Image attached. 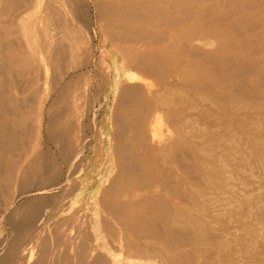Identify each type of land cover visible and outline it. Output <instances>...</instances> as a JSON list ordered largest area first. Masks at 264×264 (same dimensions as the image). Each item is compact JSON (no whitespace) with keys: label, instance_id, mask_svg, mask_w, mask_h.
Here are the masks:
<instances>
[{"label":"rangeland","instance_id":"374dc122","mask_svg":"<svg viewBox=\"0 0 264 264\" xmlns=\"http://www.w3.org/2000/svg\"><path fill=\"white\" fill-rule=\"evenodd\" d=\"M133 1L31 0L26 15L16 12L22 16L10 15L11 20L0 16L4 32L0 35V49L4 48L0 50L4 59L0 81L5 86L0 88H5L0 91V110L3 106L4 113H11L0 111L4 114L0 116L4 123V129L0 127V155L4 151L0 175L8 177L10 161L26 164L29 150L37 144L57 162L56 173H47V181L51 183L50 177L62 181L57 191L53 182L51 186L47 182L46 191L29 194L30 199L45 201L46 212L44 220L32 226L41 238L34 245L33 261L264 264V0H197L207 5L208 13L186 21L184 32H203L220 21L221 32H227L222 36L234 44H224L220 53L215 36L202 43L191 40L178 50V63L168 60L152 67L146 59L134 63L128 57L156 46L125 42L133 34L122 23L135 22L129 17L120 20L111 12L119 5L135 8ZM5 3L0 0V8ZM229 19L238 30H233ZM167 36L163 43L174 45ZM198 45L201 52L208 51L210 60L196 54L193 46ZM12 46L40 70L36 93L28 87L33 72L27 76L21 67L8 66L6 47ZM38 52L44 55L37 58ZM210 71L220 75L214 74L223 92L193 82L196 75ZM56 118L62 120L61 126L52 124ZM50 124L53 134L62 138L61 151L47 137ZM152 174L170 181V188L160 192L149 188V197H134L136 180L138 184L157 183ZM1 176L0 259L12 231L8 222L19 219L13 209L24 200L13 177L5 181ZM152 194L157 197L149 204ZM65 226L77 241L71 254L64 247H58L60 252L54 249L66 234L62 232Z\"/></svg>","mask_w":264,"mask_h":264},{"label":"bare ground","instance_id":"6f19581e","mask_svg":"<svg viewBox=\"0 0 264 264\" xmlns=\"http://www.w3.org/2000/svg\"><path fill=\"white\" fill-rule=\"evenodd\" d=\"M131 1V0H130ZM223 1V0H222ZM221 1V2H222ZM233 1H236V0H233ZM238 1V0H237ZM51 2V1H50ZM31 3V0H6V3L3 7L0 8V16H4L6 17L7 19H9L8 17L10 15L12 16H15L16 17H19V16H22L25 14L26 12V9L28 7V5ZM132 3H134L136 6L135 8L134 7H127V8H123L122 5H119L115 8H113L111 10L112 14L115 13L116 15H118L120 17V20H124V19H128L131 18L134 20V22H138L140 19H142L141 23H140V26L138 25H135V23H133L132 25L130 26H123V23H122V28L127 30V31H130L133 35H129L127 37H123L122 39L125 40V42H128V41H134V42H137V41H141V42H144V45L148 44V45H155L156 47L155 48H152V47H149L146 52H142L141 54H138L137 52L135 53L134 52V56L133 55H130L128 57V60L134 62V63H138V58H143V59H146L148 62V64L150 65V67H152L153 65H157L156 63H160V62H163V61H168V60H172L173 63H178V60H177V56L179 55L177 52L178 50H180V47L185 45V46H188V43L191 41V40H196V41H200L201 43L203 41H207L209 36H215L214 38L217 40V46L218 49V52L220 51L224 53V51H222V46L225 45H233L234 41L233 39H229V38H225L222 36L223 33H227V32H221V29L218 27V26H221V22L219 21V25L218 24H215V25H212V27L210 25H208V27L203 31V32H199V33H185V23L186 21L190 20L192 17L193 18H196L198 15H206L207 12V5L205 6H201V4H197V0H148L147 3H144V2H141L140 0H135L133 1ZM229 3V2H228ZM227 3V4H228ZM36 4V3H35ZM33 4V5H35ZM192 4H195L193 6H191ZM244 4V2H243ZM32 5V7H33ZM237 5V4H236ZM235 5V6H236ZM238 6V5H237ZM36 7V5H35ZM113 7V6H112ZM111 7V8H112ZM31 8V7H30ZM56 8V7H55ZM17 10H20V11H17ZM33 10V9H32ZM37 10V9H36ZM50 10V9H49ZM25 11V12H24ZM30 11V10H29ZM34 11V10H33ZM126 13H124V12ZM19 12L20 14L22 15H17V13ZM123 12V14L121 13ZM16 13V14H15ZM29 13V12H28ZM43 13V11L41 12ZM49 13V12H48ZM221 13V11H220ZM50 14V13H49ZM58 14V13H57ZM125 14V15H124ZM215 14V13H214ZM224 14V13H222ZM26 15V14H25ZM68 15V14H67ZM204 15V16H205ZM11 17V16H10ZM146 18V19H144ZM198 18V17H197ZM229 18V17H228ZM19 19V18H18ZM17 19V21H18ZM144 19V20H143ZM221 19V18H220ZM223 19V18H222ZM11 20V19H9ZM119 20V21H120ZM235 20V18H234ZM4 21L1 20V23ZM197 21V19H196ZM199 21V20H198ZM229 22L231 23V25L233 26V30L237 29L235 26H234V23L233 21H231L229 19ZM228 22V23H229ZM7 23V22H6ZM197 23V22H196ZM200 23V21H199ZM203 23V21L201 22ZM207 23V22H206ZM205 23V24H206ZM214 23V22H213ZM249 23V22H247ZM198 24V23H197ZM9 25V24H8ZM121 26V25H120ZM246 25L244 24V27ZM173 28V29H167V28ZM151 28H156L155 31L151 30ZM219 28V29H218ZM247 28V26H246ZM6 29V28H5ZM201 29V28H200ZM189 30V29H188ZM238 30V29H237ZM241 30V29H240ZM152 31V33H151ZM3 27H0V35L3 34ZM8 32V31H7ZM6 32V33H7ZM167 34H169V38L174 40L175 41V44L174 45H170V44H164L163 43V40L166 39V36ZM238 34V32H237ZM229 35V34H228ZM119 37V36H118ZM121 37V35H120ZM168 37V36H167ZM232 37V35H231ZM11 40V39H10ZM211 40V38H210ZM246 42V40L244 41ZM193 45V44H192ZM202 45V44H201ZM201 45L197 46L195 48L194 47V50L196 51V54L200 53L202 54L203 56H206L207 58L205 59L206 61L207 60H210L208 59V51H203L201 52V50H203L201 48ZM147 46V45H146ZM161 46V47H159ZM18 47V46H17ZM4 48L0 49L3 51ZM7 49V52H8V55H9V61L10 63H8V66H16L18 69L19 67L20 68V72L22 74H25L28 72L31 71L34 73V75H29V80H28V87L30 88V92H35L39 89L38 87V82L42 79V77L40 76L41 73L38 71V67L35 65L34 61L26 58V57H23L24 53L23 52H20L19 51V48H13L12 47H6ZM172 52L174 55L173 56H166L164 53L165 52H168V51ZM41 52H38L36 56L37 58L40 55ZM3 54V53H2ZM43 54V53H42ZM0 55H1V51H0ZM6 54V56H8ZM44 55V54H43ZM42 55V56H43ZM210 55V54H209ZM41 56V57H42ZM1 56H0V61H1ZM45 59V58H44ZM4 60V59H3ZM3 60L0 62V65L3 66V64H1L3 62ZM47 61V60H46ZM212 61V60H211ZM210 61V62H211ZM216 61V60H215ZM4 63V62H3ZM191 63V62H190ZM194 64V63H193ZM218 64V63H217ZM46 65V64H45ZM41 66V65H40ZM44 66V65H43ZM232 66V65H231ZM235 66V65H234ZM157 67V66H156ZM44 68V67H42ZM157 69V68H155ZM17 70V69H16ZM45 70V69H44ZM43 70V71H44ZM8 71V70H7ZM18 71V70H17ZM46 71V70H45ZM44 71V73H45ZM3 73V72H2ZM18 73V72H17ZM46 74V73H45ZM215 75L218 76V74L216 73V71H210L209 73L205 74V75H202V74H199V75H196V78H193V82H199L200 85H202L204 88L206 87L207 89H211L213 90L214 92L216 93H220V92H223L224 89L221 88L222 85L218 83V81L215 79ZM1 75V74H0ZM27 75V74H25ZM28 76V75H27ZM116 78L114 79V81H118L119 80V76L118 75H115ZM231 76V75H230ZM220 77V75L218 76ZM221 78V77H220ZM224 78V77H222ZM131 79V78H130ZM183 79H185V77H183ZM192 80V79H191ZM3 81V79L1 80ZM0 81V83H1ZM43 82L42 84H44V87H45V83L46 81L44 80V77H43ZM11 83V81H10ZM9 84V83H8ZM14 84V83H13ZM112 84H113V81H112ZM1 86L5 87L4 84L2 85V83L0 84V88ZM42 86V85H41ZM17 87V86H16ZM5 89V88H4ZM2 89V90H4ZM46 89V87H45ZM2 90H0L2 92ZM44 90V89H43ZM5 91V90H4ZM42 91V90H41ZM75 91V90H74ZM124 91V90H123ZM125 93L127 91H124ZM123 92V93H124ZM38 93V92H37ZM2 94V93H1ZM47 94V93H46ZM35 95V94H33ZM38 95H40V93H38ZM4 96V95H3ZM261 96V95H260ZM1 97V96H0ZM17 97V96H16ZM30 97V96H29ZM41 97H43L41 95ZM74 97V96H73ZM45 98V97H44ZM123 98V97H122ZM1 100V98H0ZM12 100H14L12 98ZM11 100V101H12ZM32 100V99H31ZM103 103V99H101ZM14 102V101H13ZM3 103V102H2ZM1 101H0V105L2 104ZM17 103V102H16ZM33 103V102H32ZM35 103V101H34ZM14 104V103H13ZM105 104V102H104ZM162 104V102H161ZM164 104V103H163ZM3 105V104H2ZM21 105V104H20ZM165 105V104H164ZM12 106V105H11ZM13 106H17V105H13ZM2 110L4 109L3 106H1ZM19 107V106H18ZM173 108V107H172ZM0 110V111H2ZM6 110V109H5ZM12 110V107L11 109ZM32 110V109H31ZM51 111V110H50ZM179 111V109H178ZM3 112V111H2ZM10 113V111H7ZM5 111V113H7ZM14 112V111H13ZM33 112V111H31ZM4 113V112H3ZM4 113V114H5ZM15 113V112H14ZM17 113V112H16ZM15 113V114H16ZM51 113V112H50ZM49 113V114H50ZM57 113V112H56ZM177 113V112H176ZM1 114V112H0ZM4 114L0 115L1 117L4 116ZM178 114V113H177ZM11 116V113L8 114ZM54 115V114H52ZM56 115V114H55ZM54 115V116H55ZM128 115V114H127ZM180 115L184 116L185 117V113L183 112V110L180 111ZM12 116H15L14 114ZM61 116V115H60ZM59 114H58V117H60ZM0 117V127L1 125L3 126L4 123H3V120L1 119ZM36 117V116H35ZM4 118V117H2ZM6 119V118H5ZM53 120V121H52ZM52 124H55L56 127L58 126H61L63 124L62 120H58V118L56 119H52ZM33 121V120H32ZM6 122V121H4ZM20 121H16V123H18ZM49 122V121H48ZM156 122V121H155ZM7 123V122H6ZM27 123V122H26ZM32 123H30L31 125ZM68 125V124H67ZM8 126V125H7ZM33 126H36V125H33ZM50 125H48L46 127V134H47V137L49 136V138L58 146L59 150L61 151L63 148H61V145H60V140L62 139L60 137V135H55L53 134V127L51 128ZM125 126V125H124ZM152 126V125H150ZM30 127V126H29ZM2 128V127H1ZM8 128V127H7ZM52 130H51V129ZM3 129H4V126H3ZM32 129V128H31ZM30 129V130H31ZM2 129H0L1 131ZM124 130V129H123ZM35 131V130H34ZM3 132V130L1 131ZM37 132V131H36ZM6 134V133H5ZM29 134V133H28ZM151 134V133H150ZM61 136H63L61 134ZM13 137V136H12ZM49 139V140H50ZM121 139V138H120ZM1 140V139H0ZM16 141V140H15ZM26 142V141H25ZM64 143V142H63ZM181 143V142H180ZM28 144V143H26ZM121 144V143H120ZM185 144V143H184ZM182 145V144H181ZM35 146V147H33ZM31 149L29 150V153H28V162L26 164L23 165V163H17V162H12L10 161V164H9V170L7 172H9L8 177H6L4 175V178L3 175L1 176L2 179H5L9 181L11 180L10 178L13 177V182H15L16 184L19 185V189H20V192H19V195L23 196L24 197V200L19 203L18 205H16L13 209V212L17 215H19V219L17 221H13V222H8V224H10L11 226V234L8 236L6 233H9L7 231H5L4 233L6 234V236H8V238L6 237V245L4 247V257H2L0 259V264H37V261H33V251H34V245L39 242V240L41 239L36 231V234L34 233V228H32V226L35 224V222H41L44 220V217H45V213H43L44 211V202L43 199H35L36 197H34V199H30L29 197V194H31L30 192L31 191H36V192H43V191H46V183L48 182L47 181V173L51 172V174H54L56 173L57 171V168H56V165H57V162H55L53 159H52V156L49 155V153L47 152V150H39L38 148H36L37 144H34ZM63 147V145H62ZM125 148V146H123ZM23 147H21L22 149ZM86 148V147H85ZM80 149V148H79ZM78 149V150H79ZM114 149V148H113ZM77 151V150H76ZM183 151V150H182ZM1 152V151H0ZM3 150H2V154L0 156L3 155ZM58 152V151H57ZM63 152V151H62ZM60 152V153H62ZM124 152V151H123ZM59 153V154H60ZM20 154V153H19ZM126 154V153H125ZM189 154V153H188ZM187 154V155H188ZM21 156V155H20ZM69 156V155H67ZM22 157V156H21ZM20 157V158H21ZM9 158V157H7ZM6 158V159H7ZM14 160V156L12 157ZM2 159V157L0 158ZM77 159V158H76ZM121 159V158H120ZM4 160V159H3ZM18 160V158L16 159V161ZM23 160V158H22ZM62 160V159H61ZM75 160V159H74ZM2 161V160H1ZM21 161V160H19ZM79 161V160H78ZM77 161V162H78ZM139 162V161H138ZM1 163V162H0ZM130 163V162H129ZM223 164V163H222ZM2 165V164H1ZM8 165V164H7ZM6 165V166H7ZM141 165V164H140ZM4 166V167H6ZM186 166V165H185ZM2 167V166H0ZM73 167V166H72ZM78 167V166H77ZM84 167V166H83ZM124 167V165H123ZM126 167V166H125ZM135 167V166H134ZM115 168V166H114ZM186 168V167H185ZM8 169V168H7ZM72 169V168H71ZM80 169V167H79ZM81 170V169H80ZM115 170V169H114ZM1 171L3 172V170L1 169ZM78 171V169L76 170V172ZM144 171V170H143ZM54 172V173H52ZM66 172V171H65ZM69 172V171H68ZM161 172H164V169L161 170ZM160 172V173H161ZM187 172V171H186ZM6 173V172H5ZM79 173V171H78ZM83 173V171H82ZM152 173V172H151ZM71 174V173H70ZM141 174V173H140ZM170 174V173H169ZM66 175V173H65ZM74 175V174H73ZM72 175V176H73ZM154 176V179L155 181L157 182L156 184H153V181H147V182H144L143 184H138L140 183L138 181L137 183V180H136V183H134L135 187H137L136 189V193L134 195V197H139V196H145L147 195L148 196V190L149 188H155L159 190V192L162 190H168L170 188V181L167 183L166 180H164L162 178L161 179H158L157 176L155 174H152ZM174 175V174H173ZM50 176V174H49ZM48 176V178H49ZM52 176V175H51ZM67 176V175H66ZM140 177V176H139ZM175 177V176H174ZM33 178V179H32ZM142 178V177H140ZM173 178V177H172ZM176 178V177H175ZM51 183L53 182L52 184V187L54 186L56 188V191L58 190V182L52 177L49 178ZM48 179V180H49ZM52 179V180H51ZM70 179V178H69ZM138 179V177H137ZM174 179V178H173ZM55 180V181H53ZM128 181V180H126ZM71 182V181H70ZM173 182V181H172ZM0 183H2V180L0 181ZM49 183V182H48ZM51 183H49V185L51 186ZM59 183H62V181H60ZM128 183V182H127ZM68 184V183H67ZM175 184V182H174ZM8 185V184H7ZM48 185V186H49ZM4 186H5V183H4ZM13 186V185H12ZM3 187L0 185V188ZM175 188V187H174ZM234 188V187H233ZM9 189V188H7ZM109 189V188H108ZM154 189V190H155ZM11 190V189H10ZM10 190H8L10 192ZM64 190V189H63ZM173 191V190H172ZM54 193V192H53ZM67 193V192H66ZM12 194V193H11ZM18 194V192H17ZM35 194V193H34ZM56 194V193H55ZM156 195V194H155ZM154 194L151 195V198H148V203L149 204H153L155 202V199L157 196H155ZM35 196V195H34ZM147 196H145V198H147ZM40 197V196H39ZM43 198H45V196H42ZM61 197H63L61 195ZM149 197V196H148ZM56 198V197H55ZM66 198H68L66 196ZM20 199V198H18ZM23 199V198H22ZM63 199V198H62ZM65 200V199H64ZM60 201V199H59ZM58 201V202H59ZM60 202H63V201H60ZM73 202V201H72ZM173 204H177L175 201L172 202ZM69 204L70 201H69ZM58 205V203H57ZM68 205V204H66ZM72 205V204H71ZM137 205H139V203L137 202ZM14 206V205H13ZM62 206V205H61ZM98 207V206H97ZM48 208V207H47ZM57 208V207H55ZM53 208V209H55ZM59 208V206H58ZM67 208V206H66ZM73 208V207H72ZM71 208V209H72ZM57 210V209H56ZM12 211V210H11ZM52 211V210H50ZM54 211V210H53ZM71 211V210H70ZM122 211V210H121ZM49 211H47L48 213ZM56 212V211H55ZM68 212V211H67ZM118 212V211H117ZM6 213V212H5ZM53 213V212H52ZM58 213V212H57ZM109 213V212H108ZM54 214V213H53ZM64 214V213H63ZM62 214V215H63ZM85 214V213H84ZM125 214V213H124ZM57 215V214H56ZM82 215V213L80 214ZM79 215V216H80ZM8 216V220H9V215ZM51 216V215H50ZM48 216V217H50ZM54 216V215H53ZM53 216H52V219H53ZM79 216H76L79 217ZM82 217V216H80ZM7 217H5L4 220H6ZM17 218V217H16ZM6 220V221H8ZM14 220V219H13ZM77 220V219H75ZM82 219H80L81 221ZM80 221H77L75 223H78L80 225ZM137 221V220H136ZM46 222H48L46 220ZM55 223V221H54ZM7 224V223H6ZM37 225V224H36ZM35 225V226H36ZM132 226V225H131ZM146 226V224H145ZM79 227V226H78ZM86 227V226H85ZM77 229V228H76ZM6 230V229H5ZM66 231V234H64V232ZM137 230V229H136ZM136 230H134L136 232ZM50 231V230H49ZM71 228L70 227H63L62 229V232L64 234L62 240H59L57 241L55 244H54V249L55 251H59L60 249H58V247H64L66 249H68V251L72 252V248H73V245L75 242H77L76 240L74 241V239L72 237H70V235L72 234L71 232ZM106 231V230H105ZM77 232V231H76ZM51 233V232H49ZM45 234V233H44ZM48 234V233H47ZM52 235V234H51ZM86 235V234H85ZM99 235V234H98ZM106 235V234H105ZM5 235L2 236V238L4 237ZM60 236V235H59ZM49 237V236H48ZM47 238V237H46ZM51 238V237H50ZM87 238V237H86ZM1 239V238H0ZM5 239V238H4ZM3 239V241H5ZM141 239V238H140ZM100 240V238H99ZM102 240V239H101ZM120 240V239H119ZM42 241V240H41ZM104 241V240H103ZM2 242V240H1ZM51 243V242H50ZM81 243V242H80ZM85 243V242H84ZM88 243V242H87ZM123 243V242H122ZM1 244V243H0ZM76 244V243H75ZM4 245V242L2 244V246ZM79 245H82V244H79ZM87 245V244H86ZM104 246V245H103ZM108 246V245H107ZM37 247V246H36ZM88 247V245H87ZM86 247V248H87ZM106 247V246H105ZM85 248V249H86ZM107 248V247H106ZM41 249V247L39 248ZM102 249V247H101ZM124 249V248H123ZM2 250V249H0ZM110 249L108 248V251ZM40 251V250H39ZM84 251V250H83ZM106 251V252H108ZM41 252V251H40ZM60 252V251H59ZM86 252V251H85ZM88 253V252H87ZM109 254V253H108ZM95 255V254H94ZM115 255V253H114ZM89 256V254H88ZM113 256V255H112ZM49 258L52 259L53 255L50 257L48 256ZM90 257V256H89ZM120 257V255H119ZM58 258V257H57ZM86 258V257H85ZM89 259V258H88ZM105 259V258H104ZM62 260V259H61ZM74 260V259H73ZM82 257H80V261L82 262ZM86 260V259H85ZM40 261V260H39ZM64 261V260H63ZM79 261V262H80ZM88 261V260H87ZM42 262V261H41ZM48 260L45 261L46 264H48ZM52 262V260L50 261ZM65 262V261H64ZM64 262H62L61 264H64ZM53 263V262H52ZM38 264H42V263H38ZM50 264V263H49ZM54 264V263H53ZM91 264V263H90ZM107 264V263H106ZM116 264H121L119 262H117Z\"/></svg>","mask_w":264,"mask_h":264}]
</instances>
